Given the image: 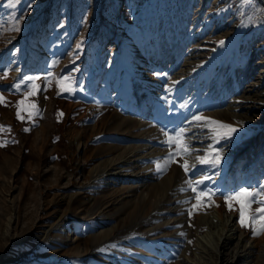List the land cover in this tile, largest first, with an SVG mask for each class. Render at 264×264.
Instances as JSON below:
<instances>
[{
	"label": "rangeland",
	"instance_id": "obj_1",
	"mask_svg": "<svg viewBox=\"0 0 264 264\" xmlns=\"http://www.w3.org/2000/svg\"><path fill=\"white\" fill-rule=\"evenodd\" d=\"M0 95V264H264L222 195L264 184V0H0ZM194 115L238 129L219 167L196 160L213 141ZM181 127L198 151L158 174Z\"/></svg>",
	"mask_w": 264,
	"mask_h": 264
},
{
	"label": "snow or ice",
	"instance_id": "obj_2",
	"mask_svg": "<svg viewBox=\"0 0 264 264\" xmlns=\"http://www.w3.org/2000/svg\"><path fill=\"white\" fill-rule=\"evenodd\" d=\"M15 3H19V0H9V6H14ZM30 7L31 5H29V8ZM12 30L16 32L21 30L19 27V19H17ZM220 43L223 44L224 42L220 41ZM80 47L81 44L78 43L76 48L79 49ZM57 63L58 61H54L53 66H55ZM76 70L78 69H73L72 71ZM7 75L8 73L4 72L3 76L7 77ZM48 76L54 77V74L49 72ZM37 79H39V77L26 78V80L29 82V90L24 94V98L19 100L15 106L16 116L20 120H31L33 115L38 114L39 112L34 102L26 103L28 97L36 95L37 91L39 90V85H37L35 82ZM55 81L58 87V95L61 93H72L75 91L73 86L74 80L71 74L55 77ZM51 83L52 80L49 79V86ZM14 87L17 91H20L21 85L18 83L14 85ZM0 103L6 104L3 95H0ZM23 113H27V115L25 116ZM62 115L63 113H59L58 119ZM189 123H195L198 127L206 129L209 134V139L213 141V143L209 144L207 149H205L203 155H198L196 157L197 162L201 165H211L213 168L219 167L223 160L224 148H217L215 145L219 144L221 140L225 142L231 141L233 134L236 133L238 129L230 124H225L214 119L203 117L201 115H194ZM3 130L4 126H0V131ZM7 130L10 131V128ZM24 131H30V129L26 128ZM188 131L189 129L181 127L179 129L172 130L170 134L169 131L162 129V133L165 136L163 143L168 146L170 151L168 155L162 160L158 159L157 161H154L155 170L158 174L165 173L172 163H177V157L183 158L190 155L193 151H198L192 149L188 144L186 138ZM6 143L7 141H0V147L5 146ZM173 146L175 147L173 148ZM180 166L183 168L186 174L192 167H194V165H189L187 159H184ZM209 179H211L209 176H203L200 179L190 178L185 181L187 189L181 188V191L191 190L195 194L194 199L196 203L193 204L189 209V216L193 215L194 211H199L204 205L211 206L208 201L212 200V197L215 195V193H213L210 189L205 191L204 189L199 188L200 185L204 184L205 181ZM222 195L228 210L238 212V223L241 228L250 229L253 236L264 234V184H261L258 188L253 189L241 187L237 191L228 194L222 193ZM254 204L257 205V207L253 208ZM189 243H191V241H189ZM113 247H115V245H113Z\"/></svg>",
	"mask_w": 264,
	"mask_h": 264
},
{
	"label": "bare ground",
	"instance_id": "obj_3",
	"mask_svg": "<svg viewBox=\"0 0 264 264\" xmlns=\"http://www.w3.org/2000/svg\"><path fill=\"white\" fill-rule=\"evenodd\" d=\"M107 121V120H106ZM106 123V122H105ZM247 146H250V145H247ZM113 161H114V159H107L106 161H105V164L106 165H108V167L113 163ZM166 185V184H165ZM155 186V185H154ZM168 187V185H166V187L165 188H167ZM164 189V187L162 186V187H160V186H156V187H154V190L153 191H155V192H159V191H161V190H163ZM152 190V189H151ZM151 193H152V191H151ZM218 205V206H217ZM216 208H217V210L218 211H222V209H221V207H220V204L219 203H216ZM236 217H238V212H237V214L236 215H234V217H233V220L234 219H236ZM228 221H229V219H228ZM230 224H232V221L230 222ZM232 227H234V225H232ZM233 237H234V235H228L227 237H226V239L227 240H231V239H233ZM70 238V237H69ZM262 242H264V235L257 241H254V243H255V247H258L259 246V243H262ZM225 245H227V243H226V240H225Z\"/></svg>",
	"mask_w": 264,
	"mask_h": 264
}]
</instances>
